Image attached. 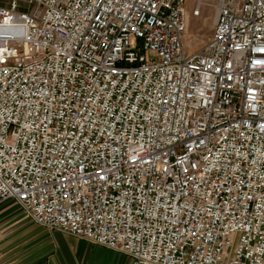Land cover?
<instances>
[{
	"label": "built area",
	"instance_id": "obj_1",
	"mask_svg": "<svg viewBox=\"0 0 264 264\" xmlns=\"http://www.w3.org/2000/svg\"><path fill=\"white\" fill-rule=\"evenodd\" d=\"M187 2L0 5V206L131 264H264V0H217L191 56Z\"/></svg>",
	"mask_w": 264,
	"mask_h": 264
},
{
	"label": "crops",
	"instance_id": "obj_2",
	"mask_svg": "<svg viewBox=\"0 0 264 264\" xmlns=\"http://www.w3.org/2000/svg\"><path fill=\"white\" fill-rule=\"evenodd\" d=\"M0 5L8 6V2L1 0ZM14 207L12 201L0 206V264H131L130 258L116 251L48 230L33 222L27 212L32 223H24ZM22 234L18 246L5 245Z\"/></svg>",
	"mask_w": 264,
	"mask_h": 264
},
{
	"label": "rangeland",
	"instance_id": "obj_3",
	"mask_svg": "<svg viewBox=\"0 0 264 264\" xmlns=\"http://www.w3.org/2000/svg\"><path fill=\"white\" fill-rule=\"evenodd\" d=\"M2 1L9 2V0ZM198 7L200 8V14L195 16L194 11ZM22 11H30L26 2L22 3ZM216 15L217 0H188L186 13L187 32L184 38V47L187 56L200 52L207 45L213 36ZM12 202L15 205L14 210L17 212V217L24 218V223H32L30 218L26 215L25 210H23L17 202ZM22 236L23 234L20 236L14 235L5 242V245H11L13 247L18 246L17 244L20 242ZM237 241L238 236L235 237V244Z\"/></svg>",
	"mask_w": 264,
	"mask_h": 264
}]
</instances>
